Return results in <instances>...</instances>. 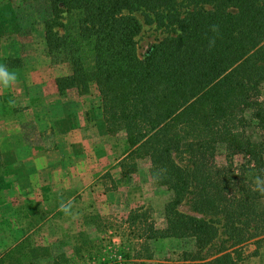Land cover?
Returning a JSON list of instances; mask_svg holds the SVG:
<instances>
[{
	"label": "trees",
	"instance_id": "1",
	"mask_svg": "<svg viewBox=\"0 0 264 264\" xmlns=\"http://www.w3.org/2000/svg\"><path fill=\"white\" fill-rule=\"evenodd\" d=\"M34 1L48 6V55L69 65L55 78L59 94L94 85L107 133L128 145L123 175L147 167L169 193L162 224L141 232L129 264L153 259L149 242L158 239L186 240L193 250L157 264H240L242 245L264 239V196L252 190L264 177V0ZM136 13L166 32L144 58ZM185 200L200 216L178 209ZM0 264L70 259L22 234L2 248Z\"/></svg>",
	"mask_w": 264,
	"mask_h": 264
},
{
	"label": "rangeland",
	"instance_id": "2",
	"mask_svg": "<svg viewBox=\"0 0 264 264\" xmlns=\"http://www.w3.org/2000/svg\"><path fill=\"white\" fill-rule=\"evenodd\" d=\"M47 8L48 6L44 7L34 0H0V64L3 65L5 62L4 57L10 60L17 54L20 56L17 59L23 62L20 63L23 71L13 70L12 72H15L19 78L27 75L26 85L25 87L22 85V88L23 90L26 88L24 90L27 92L26 96L29 99L31 97L28 103L33 105L32 116H35L24 121V134L28 141H35L36 145L42 144L43 147L54 150L58 147L56 132L53 135V130L49 133L44 131V129L49 130L53 125L50 118L52 104L59 101L58 105L63 103L65 106H69V103L74 102L75 98L80 97L81 94L71 88L66 90V94L55 97L54 100L50 96H44L45 99H43L42 87L35 81L45 79L48 82L49 78L54 80L55 76L66 75L70 72L67 63L55 61L46 51L42 16L45 17ZM136 16L141 22V29L136 37V49L139 57L144 58L151 51L155 41L164 36L166 32L153 23L145 22L140 13H136ZM4 26L7 27L6 31L2 30ZM3 32L8 37H4ZM92 87L97 90L94 85L90 88ZM82 95L86 102L97 104L99 98L97 92L92 93L90 90L89 93ZM260 98L264 101V85L261 88ZM57 99L58 101H56ZM17 100L20 101V97ZM23 100L27 102L25 97L21 101ZM96 112L98 115L100 114V111L96 109L93 110V115ZM61 120L62 124L56 130L62 132L67 127L63 118ZM248 130L253 132L254 137L257 138L252 127H249ZM94 132L92 137L95 143L102 140V144L95 146L96 150L92 148L93 142L84 141L88 134L86 132L80 140L83 142L78 146V150L75 149V154L73 153L70 158L74 165H79L82 160L81 147L87 154H91L84 160L85 163L93 161L96 157L97 163L93 161V164L97 166V169H94L92 178L97 179L92 182V185H96L95 183L99 179L97 176L101 174L102 170L109 167L128 149L126 141L120 135L113 136L107 133L103 140L97 129ZM51 134L52 140L47 141L46 136L50 137ZM53 140L55 148L48 147L47 144H52ZM53 158L50 160L51 164L55 163ZM69 163L71 164V161ZM70 177L72 176L70 175ZM125 177L123 180L126 184L121 185L120 183L117 196L109 197L107 194L108 189L115 185L110 176L105 178L104 182L107 185H104V188L107 187L105 191L101 185L87 193L82 192V194L75 193L76 191L74 192L73 189H61L56 191L54 199L45 201L38 209L35 208L29 197L33 194H29L27 209L33 211L30 214L35 215V219L47 218L45 223L37 228L34 227V218L33 222H30L29 218L25 219L26 216L20 208L19 201L15 200L13 206L7 204L5 207L3 195L0 193V251L25 232L29 234L31 231L30 235L36 242L50 245L53 252H64L69 257L70 264H129V262L138 261L133 258V254L140 249L141 239L139 236L142 231L146 230L147 225L162 224L163 209L169 199V193L163 186L152 181L147 167L140 165L136 171ZM68 200L72 205L71 215H65L59 210L61 202L65 203ZM260 202L264 206V197ZM41 208L42 214H40ZM178 209L184 213L200 216L192 210L189 200L181 202ZM96 216L102 217L105 221L97 220ZM83 238H86L87 241L89 239L90 243L84 244ZM91 243L94 246H90ZM149 244L154 250V257L151 260H146V264H157L165 259L176 261L182 252L193 250L192 244L182 239H165L159 242L155 240L150 241ZM77 247L81 248L79 254H77ZM241 251L244 258L240 264H264V239L259 242H255V239L245 242Z\"/></svg>",
	"mask_w": 264,
	"mask_h": 264
},
{
	"label": "crops",
	"instance_id": "3",
	"mask_svg": "<svg viewBox=\"0 0 264 264\" xmlns=\"http://www.w3.org/2000/svg\"><path fill=\"white\" fill-rule=\"evenodd\" d=\"M2 30L6 31L7 27L4 26ZM4 33L5 32H3V35ZM4 37L8 36L4 35ZM18 57L20 56L17 54L12 58L14 60ZM8 60L7 57H4L5 62L3 65H6L10 72L13 70L23 71V67L20 64L23 63L22 61L18 63L20 66L17 65L12 67L8 65ZM26 78V74L23 77H18L16 83L8 88H4L0 85V193L3 195L2 199L5 203V207L7 204L13 206V201L15 202V200L16 202L19 201L20 208L26 216L25 219L29 218V220L33 222L35 215L30 214L27 209L29 199L27 196L29 194H33V196L29 197L31 201H33L35 208L38 209V207H41L45 201L54 199L56 191L61 189H73L74 192L76 191L75 193L82 194V192L87 193V191H92L101 185L103 191H105L107 190V187L104 188V185H106V182H104L106 176H110L115 184L114 187L108 189L109 191L107 194L109 197L117 196L118 194L116 193L118 192L120 183L121 185L126 184L123 180L126 177L123 175L122 169L119 165V162L125 156L126 152L119 158L115 159L109 167L102 170L101 174H103L97 176L99 177L98 181L95 183L97 186L92 185V182L97 179L92 178V175H94L95 172L94 169H97V166L93 164V161L97 163L96 157H94L93 161L85 163L84 160H86L88 158L87 156H90L91 154H87L84 148L81 147L82 160L80 161V164L74 165L72 160H70L71 155L73 153L75 154V149L78 150V146L83 142L80 140L85 136L86 132L88 134L84 138V141L89 140L90 143L93 142L92 148L102 144V140L95 143V140L92 137L96 129L101 139L107 136V131L101 114L99 98L97 99V104L86 102L83 95L76 97V100L70 102L69 106H65L63 103L58 105V99L56 100L58 102L52 104L53 108L50 118L52 119L51 121L53 125L52 128H49L47 131L44 129L46 133H49L50 131L52 132L53 130V135L54 132H56L58 147L51 150L52 148H45L42 144L36 145L37 143H35V141H28L24 134V121L29 120L31 117H35L32 116L34 112L32 109L33 105H29L28 103L31 97L29 99V97L26 96L27 92L24 91L26 88H24V90L22 88V85H24V87L26 85ZM35 81L40 83L42 87L41 94H43V99H45L44 96H50V98L54 100L55 97L66 94V91L62 95L59 94L55 79L53 80V78H49L48 82H46L45 79ZM90 90L92 93L97 92L94 87L90 88ZM19 97L21 100L25 97L27 102H24V100L18 101L17 99ZM9 101H14L15 106H11ZM57 105L58 107L55 108ZM96 109L100 111L99 115L97 112L93 115V110ZM61 118H63L67 127L62 132L56 130L59 125L62 124ZM35 119L37 120V117ZM55 123L57 124L55 125ZM46 138L47 141H51L53 138L52 134L50 137L46 136ZM54 143L53 140V143L47 144V146L55 148L56 145L54 146ZM52 157L55 159L54 164L50 163ZM69 161H71V164ZM70 175L72 177H70ZM26 185H28V187L25 188ZM45 194H47V196H45ZM67 202H69V200ZM13 209H15V207H13ZM42 213L43 210L41 208L40 214ZM95 218L102 222L105 221L100 216H96ZM46 219L47 218L45 217L38 219L34 218V227H41ZM30 233L31 231L29 234ZM27 234L28 232H25V235ZM162 240L165 239H158L156 242Z\"/></svg>",
	"mask_w": 264,
	"mask_h": 264
},
{
	"label": "clouds",
	"instance_id": "4",
	"mask_svg": "<svg viewBox=\"0 0 264 264\" xmlns=\"http://www.w3.org/2000/svg\"><path fill=\"white\" fill-rule=\"evenodd\" d=\"M212 30L214 32L218 31V26L213 25ZM215 40H211L209 43V48L214 46ZM17 74L15 72H10L6 65H0V85H2L4 88H8L11 85L15 84L17 81ZM9 104L11 106H15L14 101H9ZM252 190L255 192H258L260 195L264 196V177L262 176H256L253 180ZM71 202H61L59 210L62 211L65 215H71Z\"/></svg>",
	"mask_w": 264,
	"mask_h": 264
}]
</instances>
